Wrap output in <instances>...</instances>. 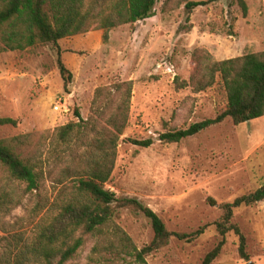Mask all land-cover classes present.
I'll list each match as a JSON object with an SVG mask.
<instances>
[{
  "label": "rangeland",
  "instance_id": "rangeland-1",
  "mask_svg": "<svg viewBox=\"0 0 264 264\" xmlns=\"http://www.w3.org/2000/svg\"><path fill=\"white\" fill-rule=\"evenodd\" d=\"M215 0L187 12L186 0H158L155 15L110 30L91 29L59 40L62 58L73 73L64 87L54 43L0 52V140L14 141L20 156L39 173V188L9 181V201L0 212V264H46L33 248L41 228L60 211L61 199L76 183L67 171L69 145L58 137L68 123L86 122L85 137L74 134L72 146L85 150L107 126L106 118L121 100L116 86L132 82L129 119L118 141V156L106 188L118 197H135L156 211L172 232H204L192 241L172 237L146 258L149 264H201L222 239L217 222L220 204L255 191L264 184V116L235 124L231 117L179 142L160 134L189 127L226 108V88L215 82L197 91L192 82L206 50L223 60L264 51V0ZM189 17V19H188ZM187 82L186 86H181ZM108 87L104 101L94 103L96 90ZM58 106V107H57ZM79 110L84 121L76 115ZM153 137L149 147L128 138ZM7 177V175H4ZM218 203L212 205L208 198ZM113 220L139 249L154 236L151 220L133 207H116ZM247 237L249 259L239 253V236L230 231L213 264H264V200L236 208L233 221ZM84 245L65 264H134V257L102 252L97 237L80 234ZM108 246L118 243L110 234Z\"/></svg>",
  "mask_w": 264,
  "mask_h": 264
},
{
  "label": "trees",
  "instance_id": "trees-1",
  "mask_svg": "<svg viewBox=\"0 0 264 264\" xmlns=\"http://www.w3.org/2000/svg\"><path fill=\"white\" fill-rule=\"evenodd\" d=\"M215 0H186L187 12ZM158 0H0V52L25 50L41 43H54L58 47V63L64 78V87L68 89L73 81V73L62 58L59 40L68 36L86 33L91 29L104 30V39L108 40L111 29L145 20L155 15ZM244 15L248 7L240 0ZM189 19V17H188ZM202 54L198 69L192 77L197 91L211 86L217 77L221 78L228 96L226 108L214 117L192 123L187 128L169 130L160 134L165 142H179L196 135L201 131L223 123L231 117L235 124L244 123L264 116V51L248 53L243 56L223 60L215 59L206 50H197ZM182 87L187 82L180 84ZM132 82H123L116 86L121 100L116 111L106 118L107 126L98 135L89 140L85 150L72 146L76 130L85 137L87 123H68L58 129V137L69 145L71 164L67 171H73L76 183L73 189L61 199L60 211L50 224L41 228L37 246L46 264H65L73 259L84 245L82 234L97 237L94 247L97 260L104 259L102 252H115L134 257V264H149L147 256L169 244L172 237L192 241L204 232V227L192 233L172 232L166 223L151 207L135 197H118L115 192L106 188L111 178L118 156V141L124 132L129 119V106L132 97ZM108 87L96 90L94 103L103 102ZM84 121L79 110L75 111ZM14 124L12 118L0 119V124ZM0 140V212L9 201V192H4L5 185L11 180L27 183L28 190L39 188V173L27 163L14 147V141ZM134 144L149 147L153 137L138 139L128 138ZM4 175H7L5 177ZM264 200V184L255 191L236 197L232 202L222 203L225 210L223 220L217 222L222 236L219 243L205 256L201 264H213L226 244L227 234L234 231L239 236V253L249 259L247 237L233 221L234 211L244 205H253ZM208 201L217 205L213 197ZM116 207H133L151 220L154 236L151 242L142 248L134 245L132 238L114 222ZM110 234L118 243L104 244L102 239Z\"/></svg>",
  "mask_w": 264,
  "mask_h": 264
},
{
  "label": "water",
  "instance_id": "water-1",
  "mask_svg": "<svg viewBox=\"0 0 264 264\" xmlns=\"http://www.w3.org/2000/svg\"><path fill=\"white\" fill-rule=\"evenodd\" d=\"M249 264H254V263L250 261Z\"/></svg>",
  "mask_w": 264,
  "mask_h": 264
},
{
  "label": "built area",
  "instance_id": "built-area-1",
  "mask_svg": "<svg viewBox=\"0 0 264 264\" xmlns=\"http://www.w3.org/2000/svg\"><path fill=\"white\" fill-rule=\"evenodd\" d=\"M58 107V106H57Z\"/></svg>",
  "mask_w": 264,
  "mask_h": 264
}]
</instances>
